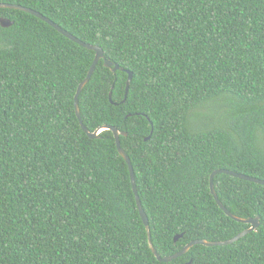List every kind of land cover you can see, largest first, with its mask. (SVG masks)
I'll use <instances>...</instances> for the list:
<instances>
[{
    "label": "trees",
    "instance_id": "1",
    "mask_svg": "<svg viewBox=\"0 0 264 264\" xmlns=\"http://www.w3.org/2000/svg\"><path fill=\"white\" fill-rule=\"evenodd\" d=\"M36 10L106 59L79 97L116 127L161 255L251 225L210 176L264 180V0H0ZM0 264H264V186L221 174L223 205L261 225L158 261L114 133L75 97L96 53L0 8ZM113 92V102H110ZM150 137L148 141L146 138ZM177 235L183 237L175 242Z\"/></svg>",
    "mask_w": 264,
    "mask_h": 264
},
{
    "label": "water",
    "instance_id": "2",
    "mask_svg": "<svg viewBox=\"0 0 264 264\" xmlns=\"http://www.w3.org/2000/svg\"><path fill=\"white\" fill-rule=\"evenodd\" d=\"M0 8L2 9H13V10H18V11H22V12H26L28 14H31L33 16H36L37 18L41 19L42 21L48 23L50 26H52L53 28H55L59 33H61L63 36H65L66 38L70 39L71 41L79 44L80 46L88 49V50H92L96 53L95 55V59L94 62L88 72L87 77L85 78V80L79 85L78 90H77V94L75 97V108H76V114L77 117L79 119V122L83 128V130L88 134V136L92 139H97L100 137V134L103 131L106 130H110L114 133V137L116 139V144H117V148L119 151V154L125 159V161L127 162V164L129 165V169H130V173H131V179H132V184H133V189L136 195V199H137V204H138V208L141 214V217L143 219V222L147 228V232H148V237H149V243H150V247L153 251V253L155 254V256L157 257L158 261L163 262V263H170L173 260L180 258L182 256H184L185 254H187L194 246L197 245H203L206 247H219V246H228V245H232L236 242H238L239 240H241L242 238H244L245 236H247L248 234L255 232L258 230V228L261 225L260 222V217H256V218H240L238 216H236L235 214H233L232 212H230L224 205L223 203L220 201L217 193H216V189H215V184H214V180L216 178V176L221 175V174H225V175H229L241 180H245V181H249L252 183H256L259 185H263L264 186V180L255 178V177H251L245 174H239L237 172L231 171V170H226V169H218L215 170L211 176H210V188H211V193L214 196L217 204L220 206V208L226 213V215L228 217H230L231 219H233L236 222L242 223V224H248L251 225V227L249 229L244 230L242 233L238 234L237 236H235L234 238L230 239V240H226V241H219V242H211V241H207V240H194L190 243H188L183 250H181L179 253L169 256V257H161V255L157 252V250L155 249L153 242H152V237H151V229H150V225H149V219L148 216L146 214V212L143 209L139 194H138V189H137V185H136V178H135V172H134V168L131 162L130 157L128 156V154L125 152V150L122 148L121 145V136H127V133H122L120 132L116 127H111V126H104L100 129H98L97 131L91 133L84 125L83 123V119L81 116V111H80V107H79V97L83 91V89L85 88V86L89 83V81L91 80L92 76L94 75L95 71H96V67L99 64V62L101 60H104V65L106 68H109L112 70L113 73H115L116 71H125L128 73L129 78L127 81V86H126V94H125V98L123 100V103L126 102L127 100V96H128V92L130 89V85L133 81V77L134 74L131 71H128L122 67H120L119 65H116L115 63L111 62L110 60L106 59L105 57V53L104 50L99 47V46H95V45H91V44H87L85 42H83L82 40H80L79 38L75 37L73 34L69 33L68 31L64 30L61 26H59L58 24H56L55 22H53L52 20H50L49 18H47L46 16H44L43 14L37 12L36 10H33L31 8H27L21 5H16V4H8V3H0ZM0 25L3 28H10L11 26L14 25V22L7 19V18H0ZM110 102L112 104H114L113 102V92H110ZM150 139V137L146 138L145 141H148ZM183 237V235H177L175 237V242H178L181 238ZM193 260H191L190 262L186 263V264H192Z\"/></svg>",
    "mask_w": 264,
    "mask_h": 264
}]
</instances>
